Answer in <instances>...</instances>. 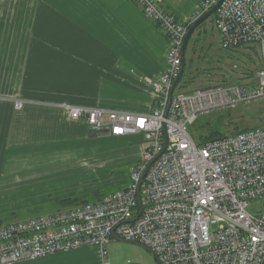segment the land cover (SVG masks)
Instances as JSON below:
<instances>
[{"label": "built area", "instance_id": "2783aa9c", "mask_svg": "<svg viewBox=\"0 0 264 264\" xmlns=\"http://www.w3.org/2000/svg\"><path fill=\"white\" fill-rule=\"evenodd\" d=\"M130 1L167 41L165 70L143 78L151 110L58 107L69 120L107 129L111 137L143 136L141 158L123 189L98 201L0 222V264L85 247L97 248L104 260L106 244L116 238L146 247L156 264H264V116L257 127L200 145L190 134L201 116L252 103L264 108V0H222L213 15L221 48L236 57L229 83L190 92L176 87L171 96L189 26L217 0H205L188 24L159 0ZM12 104L16 112L24 107L20 99ZM257 200L261 209L249 213Z\"/></svg>", "mask_w": 264, "mask_h": 264}, {"label": "crops", "instance_id": "0c3cea01", "mask_svg": "<svg viewBox=\"0 0 264 264\" xmlns=\"http://www.w3.org/2000/svg\"><path fill=\"white\" fill-rule=\"evenodd\" d=\"M159 1L188 24L205 0ZM166 51L164 35L130 0H0V185L8 176H79L80 159L102 141L88 138L86 123L69 120L58 105L148 112L152 90L143 78L163 73ZM13 99L24 101L21 111ZM132 137L140 142L136 164L141 136L116 138V148L126 156L121 147ZM82 259L71 251L17 264Z\"/></svg>", "mask_w": 264, "mask_h": 264}, {"label": "rangeland", "instance_id": "374dc122", "mask_svg": "<svg viewBox=\"0 0 264 264\" xmlns=\"http://www.w3.org/2000/svg\"><path fill=\"white\" fill-rule=\"evenodd\" d=\"M193 39L196 40L193 52L189 54V49L185 52V62L192 57V67L189 69L192 71L191 81L176 92H190L215 83H229L236 57L231 51L221 48L213 16L192 34L191 40ZM187 75L186 71L184 77ZM263 116L264 108L260 103L216 111L199 117L191 126L190 134L195 143L200 145V136L209 130H218L226 135L234 134L259 126ZM141 139L144 142L143 136ZM100 141L101 146L89 149L87 155L80 159L79 176L71 170L70 173L45 180H35V177L23 175H18V178L8 176L6 183L0 185V219L7 221L8 216L14 214L18 216V220H22L56 212L58 209L54 202L62 198L60 195L63 193L73 196L99 191L108 195L120 190L128 181L129 168L135 165L136 161L133 159L139 153V137H132L131 146L121 147L127 153L126 156L116 148L119 146L116 138L100 137ZM89 200L93 201L91 197ZM261 204V200L254 201L248 207V212L255 214L261 209ZM92 249L97 250L92 247L74 250L83 254L84 262L78 264H102V261L107 264H156L153 255L143 247L122 240L113 239L106 244L104 260Z\"/></svg>", "mask_w": 264, "mask_h": 264}, {"label": "trees", "instance_id": "16d2710c", "mask_svg": "<svg viewBox=\"0 0 264 264\" xmlns=\"http://www.w3.org/2000/svg\"><path fill=\"white\" fill-rule=\"evenodd\" d=\"M204 23L205 22H203L201 25H199L194 30V32L198 28H200ZM153 25L157 29H159V31L162 33L160 27L156 23H153ZM191 37H192V35H191ZM191 37H190V39L188 41L187 48H186V51H185V52H187V50L189 49V51H188L189 54H191L193 52V46H194L195 41H196L194 39L191 40ZM190 67H192V57H190V58H188L186 60L185 72L187 71L188 75L184 77V75H185V72H184L183 77L181 78L180 82L177 85V89L185 88L186 85L191 81L190 74L192 73V71L191 70L189 71ZM226 136H227L226 134H223V133L219 132L218 130H209L208 133L200 136V139H201L200 143H203V142H206V141H209V140H215V139L224 138ZM121 189H123V187ZM104 196H106V194H102L99 191H93V193H90V194H82V195L79 194V195L62 197L60 199L55 200L54 204L57 206V209H58L57 211H59V210H62V209L72 208V207H75V206H78V205H81V204L89 203L91 201V200H89V197H91L93 199L92 202H95V201H98V200L102 199ZM8 217L9 218H8L7 221L0 219V222H10V221L18 220V216L14 215V214H11Z\"/></svg>", "mask_w": 264, "mask_h": 264}, {"label": "water", "instance_id": "95a60500", "mask_svg": "<svg viewBox=\"0 0 264 264\" xmlns=\"http://www.w3.org/2000/svg\"><path fill=\"white\" fill-rule=\"evenodd\" d=\"M221 2H222V0H217L216 3H215V5L209 11H207L206 13H204L201 17H199L195 22H193L189 26L187 35H186V37L184 39L183 46H182V65H181V70H180V73H179L178 77L173 82V85H172V88H171V91H170V96L173 94V91L177 87L178 83L180 82V80L183 77V74L185 72V67H186L185 50H186L188 41H189L192 33L194 32V30L199 25H201L203 22L207 21L209 18H211L215 14V12L218 9V7L220 6ZM107 136H109V130H107V129L100 130V131L93 130V129H89V131H88V138H90V139L100 138V137H107ZM116 240H119V239L116 238ZM127 243H133V244H137V245L143 247L145 250H147L148 252H150L153 255L154 259L156 260L155 255L150 250H148L146 247H144V246H142V245H140L138 243H135V242H127Z\"/></svg>", "mask_w": 264, "mask_h": 264}]
</instances>
